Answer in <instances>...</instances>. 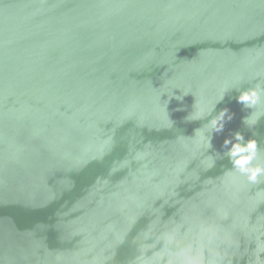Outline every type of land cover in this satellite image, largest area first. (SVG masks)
<instances>
[{
	"label": "water",
	"instance_id": "water-1",
	"mask_svg": "<svg viewBox=\"0 0 264 264\" xmlns=\"http://www.w3.org/2000/svg\"><path fill=\"white\" fill-rule=\"evenodd\" d=\"M257 85L264 0H0V264H264Z\"/></svg>",
	"mask_w": 264,
	"mask_h": 264
},
{
	"label": "clouds",
	"instance_id": "clouds-1",
	"mask_svg": "<svg viewBox=\"0 0 264 264\" xmlns=\"http://www.w3.org/2000/svg\"><path fill=\"white\" fill-rule=\"evenodd\" d=\"M262 94H264V89H261L260 86L257 85L256 88L240 92L236 99L237 102L241 103L244 107L251 108L260 102ZM172 98L177 100L183 99L182 97H176L175 95ZM177 110L179 111L181 109ZM225 117H227L228 121H231L233 118L228 108L220 110L219 114L208 122L212 130L211 135L208 137H205L199 128L194 130L196 133L200 134L201 141L206 142L207 147L212 148V133L218 134L224 130ZM195 119H200V116L190 113L185 117L186 121ZM169 120L171 121L170 118ZM242 122H248V117H243ZM253 123H255V121H253ZM222 147L227 149L225 155L228 157L235 170L241 175L246 176L250 183H256L260 176H264V166L259 164L252 166V162L257 159L256 140L248 139L245 143L243 134L237 131L232 137H227L223 140Z\"/></svg>",
	"mask_w": 264,
	"mask_h": 264
}]
</instances>
